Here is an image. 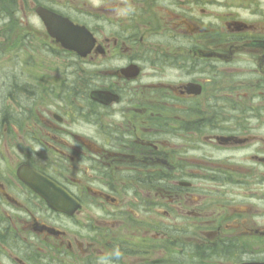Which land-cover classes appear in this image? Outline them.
Returning a JSON list of instances; mask_svg holds the SVG:
<instances>
[{"label": "flooded vegetation", "instance_id": "af4514ba", "mask_svg": "<svg viewBox=\"0 0 264 264\" xmlns=\"http://www.w3.org/2000/svg\"><path fill=\"white\" fill-rule=\"evenodd\" d=\"M0 264H264V0H0Z\"/></svg>", "mask_w": 264, "mask_h": 264}, {"label": "water", "instance_id": "95a60500", "mask_svg": "<svg viewBox=\"0 0 264 264\" xmlns=\"http://www.w3.org/2000/svg\"><path fill=\"white\" fill-rule=\"evenodd\" d=\"M81 29H78L75 26L70 27L69 30H70L71 36H68L67 38H65V36H62V37H60V39L62 40L64 46L69 47L71 49H74V50L78 51L80 54L85 55L87 53V51H85V48H83V46L80 45V43L83 40L82 30H84V29H82V30ZM22 174H24V176H25L24 178H26V177L29 178V175L34 174V172L24 169L23 173H20V175L22 176ZM25 181L28 184H30L32 187H34L39 193L44 195V197H46L49 201H51L53 203L52 196H49L48 184H45V185H43V187H40L38 184H36V182L30 181L27 178L25 179ZM44 187H46V188L44 189Z\"/></svg>", "mask_w": 264, "mask_h": 264}, {"label": "rangeland", "instance_id": "374dc122", "mask_svg": "<svg viewBox=\"0 0 264 264\" xmlns=\"http://www.w3.org/2000/svg\"><path fill=\"white\" fill-rule=\"evenodd\" d=\"M10 55L16 56L17 53L14 52V53H12V54H10ZM27 55H30V53L28 52ZM8 136H9V138H10L11 140H15V139L17 138L16 128L13 129V131H12V135H10V129H8Z\"/></svg>", "mask_w": 264, "mask_h": 264}]
</instances>
